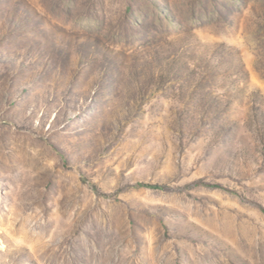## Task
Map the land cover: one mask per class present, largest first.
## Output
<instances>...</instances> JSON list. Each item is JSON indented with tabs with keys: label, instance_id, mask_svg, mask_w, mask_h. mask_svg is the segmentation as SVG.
<instances>
[{
	"label": "rangeland",
	"instance_id": "rangeland-1",
	"mask_svg": "<svg viewBox=\"0 0 264 264\" xmlns=\"http://www.w3.org/2000/svg\"><path fill=\"white\" fill-rule=\"evenodd\" d=\"M0 264H264V0H0Z\"/></svg>",
	"mask_w": 264,
	"mask_h": 264
},
{
	"label": "trees",
	"instance_id": "trees-1",
	"mask_svg": "<svg viewBox=\"0 0 264 264\" xmlns=\"http://www.w3.org/2000/svg\"><path fill=\"white\" fill-rule=\"evenodd\" d=\"M138 186H144V187L154 188V189H163L164 188L162 185H153V184H145V183H140Z\"/></svg>",
	"mask_w": 264,
	"mask_h": 264
}]
</instances>
